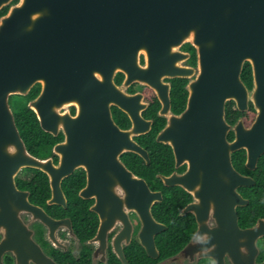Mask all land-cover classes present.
<instances>
[{"label": "water", "instance_id": "water-1", "mask_svg": "<svg viewBox=\"0 0 264 264\" xmlns=\"http://www.w3.org/2000/svg\"><path fill=\"white\" fill-rule=\"evenodd\" d=\"M11 1L0 0V8ZM60 5L74 13L71 18L73 24L80 17L84 19L85 31L90 23L89 28L93 32L101 28L96 23L103 25L105 33L100 35L103 45L109 51L115 50L108 52L109 56L122 55L124 58H120L118 64L124 63L127 66L125 68L134 70L135 74L138 72L137 77H144L143 72L148 69L138 64L140 52L145 53L148 64L156 58L161 65L163 61L167 63L169 57L172 63H167L170 65L165 68L169 76H192L194 72L191 70L190 74L185 67L175 66L177 57L171 55L180 53L176 50L184 41L193 43L197 49L200 70L195 81L189 84L190 96L186 110L172 118L181 129L190 166L184 175L163 178L167 184H184L196 195L209 192L213 196H222L223 186H228L226 192L231 195V203L227 213L214 215L219 223L217 227L209 228L208 216L200 211L203 204L192 203L183 211L184 214L193 211L197 216L199 228L193 240L204 233L210 235L208 247L212 250L200 255V258H213L216 264H226V254H229L234 264H264V261L258 262L259 240L264 237V218L251 227L241 228L236 209L247 203L238 188L253 185L255 181L238 172L231 160L232 152L245 149L246 166L255 169L259 157L264 154V50L261 53L263 58L253 61L257 82L251 99L258 111L253 124L245 127L240 119L234 128L235 138L229 142L227 134L230 125L225 119L228 100H234L240 111L248 107V90L240 74L244 61L250 57L248 35L252 30L264 34V0H22L20 5L13 7L0 22V234L3 235L0 241V264L7 251L15 255L16 264H31L32 260L36 264H57L37 243L34 231L22 221L20 214L23 212H29L34 220H40L48 226L49 237L56 244L60 243L55 236L57 228L68 226L73 231L70 219H54L43 208L32 204L28 193L19 190L15 178L23 167L51 170L53 196L50 203L65 204L61 181L74 170L76 164L71 163L70 156L64 154L59 170L54 174L56 169H49L50 163L30 154L8 100L12 94H28L32 86L41 82L43 91L30 106L38 111L42 127L51 130L45 125L39 102L54 99L58 92L56 86L60 87L62 99L73 96L70 81H37L44 72L53 71L52 55L57 35L54 14ZM75 29L71 26L67 31L64 30L61 46L73 44V36L67 34L74 33ZM75 36L85 38L86 42L82 44L88 45L85 34ZM110 62L117 65L111 58ZM143 82L154 84L152 81ZM108 115L112 121L109 108ZM110 126L115 127L113 121ZM168 129L161 131L158 140L165 141ZM129 147L145 154L134 143ZM202 148L204 152L210 150L211 156L201 162L199 154ZM204 171L216 178L220 177L221 181L216 178L209 182L198 179L204 175ZM205 183L211 185V189H206L203 186ZM124 184H131V194H135L136 198L139 196L141 201L149 198V187L144 179L136 178ZM81 195L86 196L84 192ZM154 197L160 200L161 191L151 192L150 203L144 201L135 210L142 220L140 242L150 256L157 258L160 250L156 236L167 225L158 221L151 211ZM94 209L102 218L94 240L99 241L101 248L105 249L110 230L107 221L109 211L105 213L97 206ZM119 218L123 220L124 226L113 237L112 243L122 264H130L125 255L124 242L130 243L132 223L125 212ZM193 243H188L185 248Z\"/></svg>", "mask_w": 264, "mask_h": 264}, {"label": "flooded vegetation", "instance_id": "flooded-vegetation-1", "mask_svg": "<svg viewBox=\"0 0 264 264\" xmlns=\"http://www.w3.org/2000/svg\"><path fill=\"white\" fill-rule=\"evenodd\" d=\"M21 2L22 0H12L10 3L3 5L0 11L6 10V12L0 15V22L13 7L20 5ZM73 14L68 7L60 5L56 8L54 20L57 35L55 36L52 55L53 71L44 72L43 76L37 80L57 81L58 83L60 81H70L73 87V96L67 100L61 98L59 94L60 87L56 86L55 90L58 92L55 94L54 99L39 102L45 125L51 130H46L42 127L38 111L30 106L31 102L35 101L43 91L41 82H37L32 86L28 94H12L8 99L14 117L18 106L26 104L36 115L40 127L46 132V139L38 145L36 152L28 150L30 154L45 163H50L49 169L51 167L56 169L54 174L59 170L64 154L70 156L71 163L76 164L74 170L70 174L65 175L61 181L62 191L66 198L65 204L60 202L50 203V199L53 196L51 174L49 173L51 170L23 167L15 178L19 190L28 193L32 204L43 208L54 219H70L73 231L68 226L57 228L55 236L58 237L60 243L56 244L49 237L50 230L48 226L40 220H34L29 212L20 214L22 221L34 231L33 236L37 243L57 264H60L59 257L65 252H71L76 257L85 252L86 255H90L92 264H109L112 260L116 262L117 259L122 264V260L115 252L112 243L113 237L124 226L123 220L119 218L120 214L125 212L132 223L130 243L126 244L124 242V251L128 258L126 247L135 240L141 244L139 232L142 220L137 214L135 207L144 204V201L150 203L151 192L161 191L162 198L158 200L154 197V200H152L151 211L154 217L157 219L154 214L157 204L163 202L165 193H168L173 204L175 198L178 199V202L185 201L182 206H178L180 207V213L184 216L192 214L196 221V226L181 251L160 261L159 264H200L203 260H210L212 264L213 262L216 264L213 258H200V255L212 250V248L208 247L210 235L208 233L203 234L208 236V239L204 242L199 241V239L193 240L199 228L197 216L193 211H187L185 214L183 211L192 203L203 204L200 211L203 215L206 214L208 216L207 223L209 228L217 227L219 223L214 215L227 213L228 205L231 203V195L226 192L228 186H223L224 192L221 193L223 194L222 196H213L209 192L207 194L201 192L196 195L195 191L189 190L184 184H167L163 178L164 176H174L176 178L184 175L190 166L189 153L184 146L181 129L172 118L180 116L188 106L189 84L191 81H195L196 74L200 70L196 47L190 40H186L176 50L180 53L171 55L172 57H177H175V66L185 67L190 74L191 71L194 72L191 74L192 76H169L165 72V68L170 65L167 63L171 62L169 57L167 58V63L163 61L159 65L158 59L154 58L153 62L148 64L145 53L140 52L138 64L140 67H148V69L143 72L144 77H137L136 74L138 75V72L135 74L134 70L125 68L127 66L124 63L118 64L119 59L124 58L122 55L113 54L111 57L109 56L108 52H115V50L109 51L108 47L103 45V37H100V35L105 33L103 25L96 23L95 25L97 27L101 26V28L93 32L89 28L90 23L85 31L83 28L86 24L82 22L84 19L80 17L77 20L78 22L76 21L73 24L71 21ZM71 26L76 29L74 33L70 32L67 36H73V44L61 46V36L64 35V30L67 31ZM74 34H85L88 45L83 46L82 43H85L86 39L77 38ZM248 37L250 38V41H248L250 57L244 61L240 74L241 80L248 90V107L245 111H240L234 100L226 102L225 119L230 125L227 134L229 142L235 138L234 128L238 121L242 119L245 127H250L258 113L251 99L257 82L253 61L263 58L261 53L264 50V34L263 32H254L252 30ZM110 58L117 63L116 66L110 62ZM243 72L245 73L244 78L242 76ZM143 81H152L154 84ZM34 89H37L38 92L34 97H30ZM16 98L19 100H16ZM14 101L17 102L14 103ZM108 108L115 127L110 126L112 121L109 119ZM235 108L244 114L237 120H235ZM229 119L234 122H229ZM167 127L169 129L165 141L158 140L161 131ZM131 143L140 147L145 154L131 149L129 147ZM203 149H201L202 153L200 152L199 154L201 162L208 160L211 156L210 150L204 152L202 151ZM236 152L231 153V160L234 168L240 172L236 166ZM245 155L244 165L246 169L245 172L240 173L251 177L255 184L238 188V192L242 195L244 201H247L244 206H237L236 208L241 228L251 227L240 225L239 209L250 207L252 204V198L249 194L257 189L255 186L258 180L262 178L259 168L260 161L264 156L263 154L259 157L255 169H250L246 166V150ZM159 158L163 161L161 164L162 170L158 171L157 162ZM136 178L144 179L148 184L149 198H145L146 200L141 201L139 196L136 198L135 194H131V184H124L125 181L132 182ZM215 178V175H210L204 171V175L198 179L209 182ZM40 179L44 183L43 189L50 193L46 204H41L34 200L32 198V189L29 187L32 183H39ZM216 179L221 181L220 177ZM203 186L206 189H211L212 187L207 183ZM67 189L69 191H77L82 199L80 203H74L75 208L72 209L74 212H84L77 219V223L74 222L71 216L67 214L60 215L57 211L59 207L65 210L69 208L70 198ZM198 189H200L199 185ZM82 192L86 195L85 197L81 195ZM138 194L140 195V193ZM96 206L105 213L109 211L107 221L110 225V230L105 249L101 248L99 241L94 240L102 222L99 212L94 209ZM83 207L85 210H82ZM252 207L254 210L257 208L254 203ZM261 218H264V216L259 217L257 222ZM157 220L160 221L159 219ZM85 230H89L93 234L83 239L79 232ZM2 237L3 235L0 234V241ZM263 240L264 237L259 240L260 254ZM191 242L194 243L185 248ZM260 254L258 262L262 263L264 259H259ZM2 264H16L15 255L7 251L2 256ZM31 264L36 263L32 260ZM226 264H234L229 254H226Z\"/></svg>", "mask_w": 264, "mask_h": 264}, {"label": "trees", "instance_id": "trees-1", "mask_svg": "<svg viewBox=\"0 0 264 264\" xmlns=\"http://www.w3.org/2000/svg\"><path fill=\"white\" fill-rule=\"evenodd\" d=\"M5 12L6 10L0 11V15ZM244 74L245 73L243 72V78L245 76ZM37 92L38 90L34 89L31 93L32 96L30 97H34ZM235 112V120L244 116V114L239 112L237 108H235ZM15 118L19 132L24 139L28 150L30 152H36L38 145H40L41 142L46 139V132H44L40 127L36 115L26 106V104H20L17 108V111H15ZM229 122L233 123L234 121L229 119ZM236 153L237 169L243 173L246 169L244 165L246 159L245 150H239ZM162 161L163 160L159 158L157 162L158 171L162 170ZM259 170L261 172L262 178L258 180V183L255 186L257 189L249 194V196L252 198V204L254 203L257 208L254 210L251 204L250 207L239 209L240 225L244 227L256 224L257 219L264 216V156L260 161ZM43 186L44 183L40 179L39 183H32L29 187L32 189V198L41 204H46V200L50 193H47L43 189ZM67 192L70 198L69 208L65 210L62 207H59L57 211L60 213V215L67 214L71 216L74 222L77 223V219L80 218L84 212H74L72 209L75 208L74 203H80L82 199L79 197L77 191H69L67 189ZM170 200V194L165 193L163 202L157 204L154 213L157 219L168 225V228L163 230L156 237L157 246L160 250L159 257L152 258L149 256L145 248L137 240H135L128 247H126V254L131 264H159L160 261L172 255L178 254L189 240V237L192 235L196 226L194 216L192 214L186 216L181 215L180 207L178 206H182L185 201L178 202V199L175 198L173 204V201L171 202ZM82 210H85V208L83 207ZM88 232L89 230L80 231L79 235L83 239H86L93 234ZM259 259H264V240ZM59 262L60 264H92L90 255H86L85 252H83L79 257L74 256L71 254V252H65L61 257H59ZM109 264H120V261L118 259L116 262L112 260ZM200 264L212 263L210 260H203Z\"/></svg>", "mask_w": 264, "mask_h": 264}, {"label": "clouds", "instance_id": "clouds-1", "mask_svg": "<svg viewBox=\"0 0 264 264\" xmlns=\"http://www.w3.org/2000/svg\"><path fill=\"white\" fill-rule=\"evenodd\" d=\"M198 239H199V241L204 242L208 239V236L207 235H201L198 237ZM213 264H214V262H213Z\"/></svg>", "mask_w": 264, "mask_h": 264}, {"label": "rangeland", "instance_id": "rangeland-1", "mask_svg": "<svg viewBox=\"0 0 264 264\" xmlns=\"http://www.w3.org/2000/svg\"><path fill=\"white\" fill-rule=\"evenodd\" d=\"M16 100H19L18 98H16ZM17 101H14V103H16Z\"/></svg>", "mask_w": 264, "mask_h": 264}]
</instances>
